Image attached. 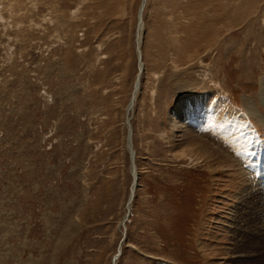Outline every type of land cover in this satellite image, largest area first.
Returning <instances> with one entry per match:
<instances>
[{
	"label": "rangeland",
	"instance_id": "rangeland-1",
	"mask_svg": "<svg viewBox=\"0 0 264 264\" xmlns=\"http://www.w3.org/2000/svg\"><path fill=\"white\" fill-rule=\"evenodd\" d=\"M143 2L0 0V264H113L139 34L117 264H264V0Z\"/></svg>",
	"mask_w": 264,
	"mask_h": 264
},
{
	"label": "bare ground",
	"instance_id": "bare-ground-1",
	"mask_svg": "<svg viewBox=\"0 0 264 264\" xmlns=\"http://www.w3.org/2000/svg\"><path fill=\"white\" fill-rule=\"evenodd\" d=\"M144 2H147V0H144ZM143 2L141 8H140V11L142 10L143 11V7L145 6V3ZM141 16H139L140 18ZM64 19V18H63ZM140 20V25L142 24L141 22V18L139 19ZM138 47H137V52H138V56H139V62H140V68H139V71H140V75H138L137 79H136V82H135V86H134V90H133V93H132V97H131V100H130V104L129 106L127 107V124H128V130H129V134H128V149L130 151V153L132 154V161H131V172H132V175H133V183H132V187H131V191H130V196H129V200H128V213H127V216L123 219L122 221V224L125 225V230H124V235H125V238L124 240L122 239V242L120 244V247L118 248V252L117 254L115 255L114 257V260H113V264H117V260H118V257L120 256L121 254V247L122 246V243L125 241L126 239V223H127V219L128 217L130 216V207H131V203H132V200L134 198V195H135V191H136V187H137V182H138V168H137V165H136V162H135V156H134V150L132 148V127H131V123L130 122V116H129V113H131L132 109H133V104H134V101L136 99V96H137V93L139 92L140 88H141V80H140V77H141V74H142V71L144 69V66H143V61H142V50L141 49V45H142V35L139 34L138 35V43H137ZM139 73V72H138ZM130 111V112H129ZM124 237V236H123ZM120 250V252H119Z\"/></svg>",
	"mask_w": 264,
	"mask_h": 264
},
{
	"label": "water",
	"instance_id": "water-1",
	"mask_svg": "<svg viewBox=\"0 0 264 264\" xmlns=\"http://www.w3.org/2000/svg\"><path fill=\"white\" fill-rule=\"evenodd\" d=\"M124 238H125V235H124V237H123V240H124Z\"/></svg>",
	"mask_w": 264,
	"mask_h": 264
}]
</instances>
